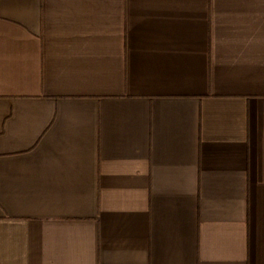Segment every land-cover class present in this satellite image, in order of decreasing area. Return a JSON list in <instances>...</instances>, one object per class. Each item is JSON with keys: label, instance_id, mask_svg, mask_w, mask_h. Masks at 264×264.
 Returning <instances> with one entry per match:
<instances>
[{"label": "crops", "instance_id": "obj_1", "mask_svg": "<svg viewBox=\"0 0 264 264\" xmlns=\"http://www.w3.org/2000/svg\"><path fill=\"white\" fill-rule=\"evenodd\" d=\"M0 264H264V0H0Z\"/></svg>", "mask_w": 264, "mask_h": 264}]
</instances>
